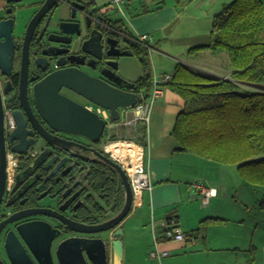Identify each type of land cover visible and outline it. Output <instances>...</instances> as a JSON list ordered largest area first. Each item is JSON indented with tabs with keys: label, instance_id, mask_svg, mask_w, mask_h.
Returning a JSON list of instances; mask_svg holds the SVG:
<instances>
[{
	"label": "water",
	"instance_id": "obj_1",
	"mask_svg": "<svg viewBox=\"0 0 264 264\" xmlns=\"http://www.w3.org/2000/svg\"><path fill=\"white\" fill-rule=\"evenodd\" d=\"M6 1L8 4L6 11L0 14V71L6 76L11 74V57L17 46L16 39L20 38L22 60L19 69V100L28 114L26 118L21 110L13 112L17 126L9 133V142L13 144L10 149L26 155L31 150V146L37 142L34 137L28 138L33 132L27 128L29 120H33L28 108V82L30 49L34 39L36 46L43 48V54L53 55L56 66L62 67L34 85L33 95L37 110L51 129L92 142L99 141L105 130L111 127L110 123L121 120L123 110L138 103V94L134 91L136 88L133 82L118 74V60H106V57L117 58L130 55L128 50L119 46L123 33L117 23L124 21V17L114 8L103 10L94 6L89 11L92 20L86 25L90 31L89 34H85L82 19L75 20L82 14L86 15V6L82 5L80 0H37L23 6V13H27L28 10L33 11L24 30L16 33L18 25L22 22L16 19L17 12L20 10L16 9V6L24 0ZM63 5L70 7L72 13L70 19L58 18L59 10ZM37 32H39L38 37H36ZM79 44L82 55L71 53V49ZM65 45L69 46L65 47ZM80 56V61H75V58ZM98 61L104 62L97 66ZM67 64H77L80 67L66 66ZM81 65L94 68L98 74L91 75L81 69ZM9 82H5V93L10 91ZM63 87L83 97L94 106L107 109L109 119H104L96 110L62 93ZM4 122L5 108L0 87V204L5 194L7 181L8 148ZM33 125L45 142L59 147V151L52 160L46 162L44 167L49 170L55 165L46 180L59 172L56 181L61 182L62 189H65L69 183L76 180L73 171L80 162L74 160L79 158L86 161L87 157L81 154V150H89L90 147L79 140L52 134L46 128L39 126L36 120H33ZM36 151V149L32 150V152ZM96 155L109 164L121 178L125 190V202L122 208L112 217L94 224L64 218L67 230L86 235H71L63 238L56 245L55 257L51 245L55 239L63 236L64 232L44 221L20 224L18 235L26 241L39 264H111L112 260L113 264H118L117 262L122 259L125 249V229L121 225L132 210V186L128 175L118 162L97 150ZM54 159L55 162H53ZM81 168L79 166V170ZM61 169L64 170L61 171ZM28 214V212L12 214L0 224V227L3 223L4 225L12 223ZM14 234V231H9L5 240V248L11 264H35Z\"/></svg>",
	"mask_w": 264,
	"mask_h": 264
},
{
	"label": "crops",
	"instance_id": "obj_2",
	"mask_svg": "<svg viewBox=\"0 0 264 264\" xmlns=\"http://www.w3.org/2000/svg\"><path fill=\"white\" fill-rule=\"evenodd\" d=\"M152 1L127 0V6L131 5L134 7L138 15H133L131 20L124 18V22L134 36L145 33L152 34L153 41L150 55L156 74H159L155 75L156 77L154 76L153 79H159V76L163 73H174L179 63L189 64L197 70L210 72L213 75L230 76L232 69L228 64H226V68H221L219 66L213 67L210 62L209 67H212L204 68L208 63L206 64L201 62V60L192 58L189 53L190 47L194 44L204 43H196L197 38L194 37L197 35L194 33H191L192 36L184 37V41H180L178 45L176 44L178 36L176 30H172V25L181 18V13L173 7L172 2L167 7L160 3L162 6L160 5L153 10L146 9L143 13H140V10L135 7V4L137 6L141 4L142 7H145L147 4H151ZM167 1L169 2V0ZM93 2L96 7L103 10L114 8L110 4V0H93ZM228 2H224L222 6ZM7 6L6 0H0V14L6 11ZM70 13V7L63 5L59 10L58 18L66 19ZM168 40L173 43V46L168 47L165 44ZM202 52L203 57L207 53L214 55L208 49L199 53ZM186 56L189 59H185ZM225 62L227 63L228 61L226 60ZM143 73L144 69L138 58L134 56L120 57L118 74L124 79L136 82L143 76ZM183 102L179 95L165 87L163 95L152 102L150 119L147 123L141 122V125L134 128L133 126H126L124 120L127 114L124 111L122 112L123 119L118 124L114 123L112 125L113 127L115 126L114 129L108 133L109 137L115 136L116 138H121V140L130 137V139L143 147L144 163L150 173L149 179L152 183L150 190L143 191L140 204L134 205L135 207L121 225L125 229V245L135 244L138 238L145 236V239H143L146 241L145 246H150V250L155 249V243L153 242L154 233L158 232L161 234L164 224L168 221H173L176 226L187 234V238L183 241L162 240L160 249L169 251V254L167 256L164 255L160 259L161 264H178L179 259L185 253L183 248L188 245L190 240L198 238L195 232L201 231V228L204 229L205 224H208L207 222L223 221V219L232 220L230 217H225L219 213L223 206L218 203L222 198L219 196L217 185L199 172L201 165L205 167L206 165L200 160H196L198 158H193L196 154L182 150L180 142L173 134L177 118L183 109ZM125 132H130V136L127 137ZM195 157L198 156L196 155ZM209 188L215 189L216 195L212 196L208 203H204L202 198H204V193ZM262 195L264 196V191L258 193L257 200ZM201 201L204 203L203 207L201 206L203 204ZM250 210L252 211L253 208ZM259 220V217L254 218L255 233L259 226ZM228 223L224 224L226 225L225 228H228ZM216 226L222 230L219 224ZM209 228V226L205 227L207 231H205L204 240L209 239V236H211ZM219 234V243L216 246L233 245L229 241L222 242L223 232L220 231ZM253 236L255 237V235ZM254 237L249 240V251L253 247L256 248L253 264H264V238H261V243H257ZM234 245L239 247L237 237ZM241 246L246 248L245 244ZM190 252L188 251V253ZM150 257L154 259L152 256ZM117 263L121 264V260Z\"/></svg>",
	"mask_w": 264,
	"mask_h": 264
},
{
	"label": "trees",
	"instance_id": "obj_3",
	"mask_svg": "<svg viewBox=\"0 0 264 264\" xmlns=\"http://www.w3.org/2000/svg\"><path fill=\"white\" fill-rule=\"evenodd\" d=\"M175 1L180 9L192 2ZM163 2L158 0L156 8ZM117 25L125 35V49L144 69L143 76L133 82L134 91L147 98L154 76L151 49L135 40L124 21ZM207 49L227 53L232 73L217 77L186 63L177 64L172 80L161 84L184 101L173 134L185 152L235 165L243 181L264 187V0L226 3L215 15L208 43L191 46L189 53ZM255 249H251L253 258Z\"/></svg>",
	"mask_w": 264,
	"mask_h": 264
},
{
	"label": "flooded vegetation",
	"instance_id": "obj_4",
	"mask_svg": "<svg viewBox=\"0 0 264 264\" xmlns=\"http://www.w3.org/2000/svg\"><path fill=\"white\" fill-rule=\"evenodd\" d=\"M37 0H24L19 3L16 9H22L28 2H35ZM41 1V0H40ZM81 4L86 6V15L77 17L75 20L82 19L83 28L85 34H89V29L86 25L92 20L89 11L94 8L95 3L93 0H80ZM38 7V6H37ZM35 9V8H34ZM18 11V10H17ZM69 17L66 19H70ZM48 17V16H47ZM45 18V20L47 19ZM87 18V19H86ZM125 23V22H124ZM39 32H37L38 37ZM47 35L45 36V38ZM46 41V39H45ZM137 41V40H136ZM22 40L16 39V47L12 55V69L11 74L3 75L0 71V87L2 92V99L5 110L14 111L21 110L23 116L28 118L27 111L22 108L19 100V85H20V67L22 60ZM30 49V64H29V82H28V105L30 115L33 120L37 121V124L44 127L48 132L62 136L68 139H75L87 144L89 150H81V154L86 156V161L76 158L75 162L79 166L74 168L73 174L76 176V180L69 183L65 189H62V183L57 182L56 178L59 176V172L54 174L52 178L46 180L50 172L55 168V165L49 170L45 169V164L49 160H52L56 152L59 151V147L51 146L49 143L38 134V129L33 125V120L28 122V130L32 131L33 134L29 135L28 138L34 137L37 142L31 146V150L26 155L19 156L18 166L16 171V177L14 184L9 192L4 195L2 203L0 204V224L9 218L12 214H17L19 212L29 214L20 220L13 221L12 223L1 225L0 227V264H11L8 254L5 248V240L9 231H14V235L18 238L24 247L26 253L30 256L35 264H39L37 258L34 256L33 252L28 247L26 241L18 235V226L20 224H28L32 222L44 221L52 225V227L61 230L65 234L53 241L52 253L55 257L56 245L63 238L69 237L71 235H86L82 233L70 232L66 229L64 218L73 219L86 224H94L106 220L116 214L123 206L125 202V190H120L119 182L121 180L120 176L116 171L111 168L104 160H102L98 155H96V150L100 151L103 155L108 156L112 160L118 162L109 151H107L106 146L111 137L107 134L108 130L104 133L101 139L97 142H92L82 137L75 135L64 134L62 132H57L51 129L47 122L43 119L41 114L36 108L35 98L33 95V87L36 83L42 81L52 72L62 68L56 66V60L54 61V56H48L43 54V48L36 46L35 39L31 43ZM124 36L120 37L119 46L125 49ZM63 46V45H62ZM69 45H65L68 47ZM64 47V46H63ZM127 50V49H126ZM71 53L76 55L81 54L82 50L79 45H75L71 49ZM105 56V55H104ZM81 56L75 58V61H80ZM116 59L119 61L120 57L110 58L106 57V60ZM104 61L96 62L97 66H100ZM66 66H78L77 64H67ZM81 69L87 71L91 75H97L98 72L94 68L87 66H82ZM10 81V91L5 93V82ZM61 92L70 96L71 98L77 100L81 104L88 107H95L92 103L86 101L83 97L77 95L76 93L62 88ZM97 108V106L95 107ZM14 117V114H13ZM14 123H16L15 118H13ZM10 127V125H9ZM8 127V128H9ZM6 128V120H5ZM8 133H6L7 137ZM107 139V140H106ZM8 146L13 144L8 140ZM37 150L31 153L32 150ZM94 149V150H93ZM55 162V159L53 160ZM72 164V163H71ZM64 169H61V171ZM101 171L102 173H99ZM108 179V180H107ZM106 181L108 184L105 186ZM122 182V181H121ZM113 184L115 186H113ZM124 189V188H123ZM115 208H118L115 210ZM41 210H47L43 212ZM12 235L13 238L15 236ZM113 264V260L111 262Z\"/></svg>",
	"mask_w": 264,
	"mask_h": 264
},
{
	"label": "rangeland",
	"instance_id": "obj_5",
	"mask_svg": "<svg viewBox=\"0 0 264 264\" xmlns=\"http://www.w3.org/2000/svg\"><path fill=\"white\" fill-rule=\"evenodd\" d=\"M157 1L158 0H153L151 4H147L145 7H142L141 4L140 6H137L135 4V7L140 10V13H143L146 9H155ZM228 1L230 2L232 0H192V2L184 9H180L176 5L175 0H169V2L167 0H164L163 4L165 5V7L169 6L168 4L172 2L173 7L181 13V18L176 21L174 25H172V30H176V34L178 36L176 44L178 45L180 41H184V37H189L191 33L197 35L194 37L197 38L196 43H208V41L210 40V34L213 27L215 15L222 10V4ZM122 8L123 12L120 10L118 12L124 18H127V20H131L133 15H138L134 7H132L131 5L127 6V1L122 5ZM32 11L28 10L27 13H23L24 10L20 9L17 12L16 19L18 22H22L20 25H18L16 33L24 30V27L27 24L28 18L30 17ZM165 44H167L168 47L173 46V43L169 42V40L165 42ZM188 56H186L185 59H189ZM191 56L194 60H201V62H204L206 64L208 63V65L205 64L206 67L204 68L212 67H209L210 62L213 67L219 66L221 68H226V64H228L229 62L227 53L214 55H211V53H207V55L203 57L204 55L202 52L191 54ZM224 60H227L228 62L226 63ZM153 70L154 76L159 75L156 74L154 66ZM217 77H219V75H217ZM138 125H141V122H139ZM125 133L127 134V137H129L131 134L130 132ZM126 139H130V137ZM195 156H193V158H198L196 160H200V162H203L206 165V167L201 165L199 172L204 174V176L212 181V183L216 184L218 187L217 189H219V196L222 199L218 203L223 206L222 209H220L219 213L221 215H224L225 217H230L232 220L230 221L223 219V221L217 220V222H207L208 224H205L204 229L201 228V231L195 232V234L197 233L198 238H195V241H193V239L190 240L188 242V245L183 248V251H185L184 256H182L181 259H179V263H177L250 264L249 260L250 258H253L254 252L252 250L249 251V240L254 237L253 235H255V241L257 243H261V238H264V196L262 195L261 198L257 200L258 193H262V191H264V187L251 185L243 181L242 176L235 165L223 164L216 161H210L198 155V157ZM203 205L204 203L201 204L202 207ZM252 208L253 210L251 211L250 209ZM255 217H259L260 219L256 233L254 232ZM226 223H228V228H225L226 225L224 224ZM217 224L222 227V230L216 226ZM207 226L210 227L209 233H211V236H209V239L204 240L203 238L206 235L205 231H207L205 227ZM220 231L223 232L222 242L229 241L233 243V245L226 244L224 246H216V244L219 243ZM236 237L239 243V247L234 245ZM143 239H145V236L140 237V239L138 238L135 244L132 243L130 246L129 244L125 245L124 250L126 251L127 249V251H124V255L121 259V264H161L160 260L151 259L150 253L154 248L150 250V246H145L146 241ZM243 244H245L246 248H243L241 246ZM188 251L192 252L188 253Z\"/></svg>",
	"mask_w": 264,
	"mask_h": 264
},
{
	"label": "built area",
	"instance_id": "obj_6",
	"mask_svg": "<svg viewBox=\"0 0 264 264\" xmlns=\"http://www.w3.org/2000/svg\"><path fill=\"white\" fill-rule=\"evenodd\" d=\"M126 2V0H110V3L113 7H116L120 11L123 12L122 5ZM139 40L141 42H151L153 40L151 34H142L138 36ZM172 79V74L168 75H163L159 76V79L155 78L154 80V86L153 89L149 95V98H143L142 95V101L136 104V106L128 113L126 117V123L128 125H136L138 122L143 121L147 123L150 119V110H151V105L152 102H154L157 98L163 95V87L160 85L161 83H167ZM99 113L103 114L104 116L106 115L108 117L107 111L103 109H98ZM105 116V117H106ZM106 117V118H107ZM6 128L9 131L10 127L14 125L13 122V115L11 111L6 110ZM9 125H11L9 127ZM9 127V128H8ZM143 149V147L141 146ZM144 153V149H143ZM14 152L8 151V159L9 163L11 161V158L14 160V162L11 165H8L7 167V190L10 191L13 184H14V179H15V174H16V169L18 165V160L15 161ZM114 157V156H113ZM121 165L122 161L114 157ZM122 167L125 169V171L128 174V177L131 182L132 186V191H133V198H134V205H139L142 199V194L143 191L145 190H150L152 187V183L150 178V173L147 170L145 163H144V154H143V159L140 163H138L135 166H127L125 164L122 165ZM199 188L200 186L197 185ZM205 191V189H204ZM205 196L203 198L204 203H208L210 198L212 196L216 195L215 189H207L205 191ZM187 238V234L183 232L181 228L176 226V224L173 221H168L164 224L163 232L160 234L158 232L154 233V243H155V249L152 251L151 256L153 258H158L161 259L162 257L167 256L169 254V251L167 250H161L160 245L162 240H173V241H183ZM193 238V237H192ZM193 241H195V238H193Z\"/></svg>",
	"mask_w": 264,
	"mask_h": 264
},
{
	"label": "bare ground",
	"instance_id": "obj_7",
	"mask_svg": "<svg viewBox=\"0 0 264 264\" xmlns=\"http://www.w3.org/2000/svg\"><path fill=\"white\" fill-rule=\"evenodd\" d=\"M127 1V0H126ZM126 3V2H125ZM111 4V3H110ZM114 9H116V11H119V9H117L116 7H114ZM145 34H147V33H145ZM149 34V33H148ZM140 35H142V34H140ZM123 36H125V35H123ZM138 36L139 35H135V37L137 38V39H135V40H137L138 42H141L140 40H139V38H138ZM151 36H152V34H151ZM152 38H153V36H152ZM153 41V40H152ZM152 41L149 43V42H141V43H143V44H145V45H147V46H149V48L151 49V43H152ZM149 44V45H148ZM128 56H130V55H128ZM119 62V61H118ZM169 73H163V74H161L160 76H163V75H168ZM170 75V74H169ZM172 77H173V73H172ZM154 80L155 79H153V86H154ZM172 80V79H171ZM170 80V81H171ZM169 81V82H170ZM168 83V82H167ZM161 84H165V83H161ZM160 84V85H161ZM162 86V85H161ZM163 87V90H165V87L164 86H162ZM153 89V88H152ZM152 91V90H151ZM151 93V92H150ZM150 93H149V95H150ZM164 93V92H163ZM142 95H143V98H146L145 96V94H138V103L140 102V101H142ZM149 95L147 96V98L146 99H148L149 98ZM136 106V105H135ZM135 106H133V107H130V108H127V109H125V110H123L122 112H126V114L128 115V112H130ZM96 107V106H95ZM92 109H94V110H96L98 113H99V111H98V109H103V110H105V111H107V113H108V116H109V111L107 110V109H104L103 107H99V106H97V108H94V107H91ZM7 110V109H6ZM6 110H5V120H6ZM129 110V111H128ZM7 111H11V110H7ZM104 119H109V117H107L106 115V117L103 115V114H101V113H99ZM12 115H13V113H12ZM127 115L125 116V117H127ZM14 118V117H13ZM123 119V115H122V118H121V120ZM120 120V121H121ZM7 121V120H6ZM120 121H118V122H115V123H120ZM126 118H125V120H124V124L126 125V126H133V128L134 127H138V124H136V125H128L126 122ZM14 122V121H13ZM140 122H143V121H140ZM139 123V122H138ZM145 123V122H144ZM114 123H110V125H111V127H109V128H107L106 129V131L109 133L110 131H112L113 129H114V127L112 126ZM11 126V125H10ZM16 123H14V125L12 126V127H10V130L8 131L7 130V128H5V133H8V135H7V137H6V147L9 145L8 144V140H9V133H11L15 128H16ZM4 127H5V122H4ZM105 131V132H106ZM107 140V139H106ZM8 149H7V153H8V151H12L9 147H7ZM106 149H107V151H109V153H111V155H113L114 157H116L117 159H119V160H121L122 161V165L123 164H125V165H127V166H135V165H137L138 163H140L141 161H142V159H143V149L141 148V146L138 144V143H136L135 141H133L132 139H126V138H123L122 140H121V138H116L115 136H112L111 137V139L109 140V142L107 143V146H106ZM12 152H14V151H12ZM15 154H13L14 155V159H15V161H17L18 159L17 158H19V156H21V154L20 153H18V152H14ZM31 153H33L34 154V152H32L31 151ZM6 160H7V167H8V165H11L13 162H14V160L11 158V161H10V163H9V159H8V155H6ZM119 163V162H118ZM120 164V163H119ZM121 165V164H120ZM121 165V166H122ZM18 166V165H17ZM124 169V168H123ZM125 170V169H124ZM6 171H7V168H6ZM16 171H17V169H16ZM126 172V171H125ZM126 174H127V172H126ZM128 175V174H127ZM15 177H16V174H15ZM7 178H8V174H7ZM129 178V177H128ZM129 181H130V179H128ZM14 181H15V179H14ZM131 183V182H130ZM123 185V184H122ZM209 189H211V188H209ZM7 192H9L8 190H7V181H6V189H5V194L7 193ZM4 194V195H5ZM3 198H4V196H3ZM135 206H134V198H133V205H132V209L134 208Z\"/></svg>",
	"mask_w": 264,
	"mask_h": 264
}]
</instances>
